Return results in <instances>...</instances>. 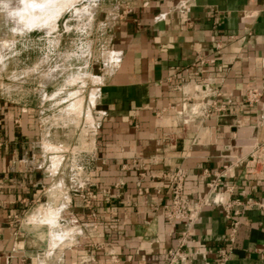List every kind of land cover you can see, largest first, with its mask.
<instances>
[{
  "label": "crops",
  "instance_id": "crops-1",
  "mask_svg": "<svg viewBox=\"0 0 264 264\" xmlns=\"http://www.w3.org/2000/svg\"><path fill=\"white\" fill-rule=\"evenodd\" d=\"M94 23L108 51L91 73L81 194L69 197L66 153L50 148L45 88L35 104L30 89L0 82V264H161L183 229L166 219L171 177L182 168L196 201L225 166L221 197L241 203L225 264H264V208L251 205L264 204V167L257 178L245 168L264 144V90L257 104L244 98L264 85V0H97ZM198 86L217 108L231 102L184 124L177 112ZM229 224L222 206L203 208L186 251L213 253L188 264H218Z\"/></svg>",
  "mask_w": 264,
  "mask_h": 264
},
{
  "label": "rangeland",
  "instance_id": "rangeland-1",
  "mask_svg": "<svg viewBox=\"0 0 264 264\" xmlns=\"http://www.w3.org/2000/svg\"><path fill=\"white\" fill-rule=\"evenodd\" d=\"M35 1L0 0V82L30 89L35 104L42 98L40 90L45 88L50 108L45 106L43 117L55 149L50 148L66 153L65 182L73 187L68 189L69 197H75L81 192L74 185L80 181L84 184L87 179L83 167L88 166L94 133L86 121L91 73L106 57L107 36L102 26L92 24L97 0ZM20 11H32L27 14L28 24L24 25L26 13ZM92 119L95 126L93 114ZM50 225L58 226V222ZM70 229L74 231L75 226L67 224L66 230ZM51 238V246H56L62 236L52 232Z\"/></svg>",
  "mask_w": 264,
  "mask_h": 264
},
{
  "label": "built area",
  "instance_id": "built-area-1",
  "mask_svg": "<svg viewBox=\"0 0 264 264\" xmlns=\"http://www.w3.org/2000/svg\"><path fill=\"white\" fill-rule=\"evenodd\" d=\"M264 85L258 88H249L244 92V98L249 106L259 103ZM210 89H202L198 86L196 93L192 97H188L186 94L182 100L181 110L177 112L178 118L184 124L194 122L198 118L207 117L210 108L215 111H223L226 104H230V100L226 101V104H221L218 108L216 107L217 102L210 99ZM2 142L0 141V147ZM260 166L264 167V144L256 145L252 148L249 154V159L245 162L246 172L255 176L256 178L260 174ZM232 166H225L221 172L214 174L207 184V194L196 201H191L185 195V180L187 177L186 172L179 168L173 174L170 180L169 189L171 196L167 205L164 206L166 211V219L169 223L178 222L182 224V230L176 238V244L173 248L166 249L164 251V260L161 264H188L195 255H199L202 260H205L207 254H212V250H207L204 253L196 254L194 252H187L186 247L192 236V230L195 223L198 220L199 213L207 206H222L226 213V218L230 221L228 226V233L225 237L227 248L216 250L218 256V264H225L228 260V254L231 251V247L234 244L237 230L239 227V210L234 209L235 204L240 205L238 201L225 203L221 197L220 185L222 176H226L231 170ZM137 186L140 187L139 182ZM140 191V188H139ZM226 191L233 194L234 187L230 186L226 188ZM84 199L89 202L91 198L90 193L84 194ZM251 202V200H249ZM251 205H256L260 208H264V204L251 202Z\"/></svg>",
  "mask_w": 264,
  "mask_h": 264
},
{
  "label": "bare ground",
  "instance_id": "bare-ground-1",
  "mask_svg": "<svg viewBox=\"0 0 264 264\" xmlns=\"http://www.w3.org/2000/svg\"><path fill=\"white\" fill-rule=\"evenodd\" d=\"M20 1H21V0H20ZM11 2H12V1H11ZM35 2H37V0H36ZM38 2L40 3V1H38ZM4 3H5V2H4ZM4 3H3V4H4ZM5 4H6V3H5ZM21 4H22V3H20L19 6H21ZM37 4H38V3H37ZM26 5H27V4L25 3V6H26ZM29 5H31V4L29 3ZM22 6H23V5H22ZM31 6H32V5H31ZM34 6H35V5H34ZM40 6H41V5H40ZM40 6H38L39 9H40ZM44 6H45V5H44ZM2 7H3V6H2ZM32 7H33V6H32ZM41 7H42V6H41ZM38 8H35V9H38ZM12 9H13V8H12ZM16 9H17V8H16ZM29 9H32V8H29ZM3 10H4V9H3ZM16 11H17V10H16ZM18 11H19V10H18ZM13 12H15V11H13ZM31 12H32V11H31ZM31 12H24V13H26V15H25L26 17L24 18V20H25V24H24V25H26V24H28V23L30 22V18L27 16V14H30ZM38 12H39V11H38ZM60 12H61V11H60ZM20 13L24 14V13L21 12V11H20ZM20 13H19V14H20ZM36 13H37V11H36ZM9 14H12L11 10H10ZM33 14H34V13H33ZM43 15H44V14H43ZM15 16H16V15H15ZM22 17H23V16H22ZM30 17H32V16H30ZM17 19H18V16H17ZM20 19H23V18L20 17ZM18 21H19V20H18ZM32 21H33V20H31V22H32ZM37 21H38V20H37ZM37 21H36V22H37ZM21 22H23V20H21ZM21 22H20V23H21ZM40 22H41V21H40ZM20 23H19V25L21 26L22 24H20ZM34 23H35V21H34ZM31 24H32V23H30V25H31ZM39 24H40V23H38V25H39ZM35 25H37V24L35 23L34 26H35ZM22 26H23V25H22ZM28 26H29V25H28ZM31 26H33V24H32ZM31 26H30V27H31Z\"/></svg>",
  "mask_w": 264,
  "mask_h": 264
}]
</instances>
